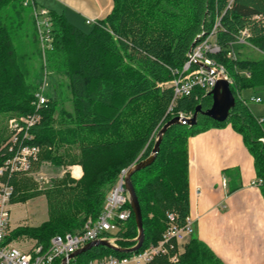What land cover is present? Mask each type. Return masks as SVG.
<instances>
[{
    "label": "trees",
    "instance_id": "16d2710c",
    "mask_svg": "<svg viewBox=\"0 0 264 264\" xmlns=\"http://www.w3.org/2000/svg\"><path fill=\"white\" fill-rule=\"evenodd\" d=\"M23 2L0 0V117L8 122L39 114L41 121L31 131L33 139L26 142L41 150L35 169L42 162L55 167L80 166L83 176L76 181L66 175L44 192L37 191L26 176L4 177L14 188L12 205L44 195L48 207L47 222L35 228H17L7 237L8 243L26 236L47 249L54 236L80 232L88 219L100 217L122 171L151 155L167 122L181 114L194 116L198 106L203 111L211 108L212 97L205 90L196 88L173 102L174 88L167 86L179 77L194 49L214 31L222 51L212 57L226 69L236 106L224 123L200 114L194 126H172L155 162L132 176L145 229L142 251L162 240L168 213H174L181 225L190 215L191 137L231 124L244 137L259 178L264 180V116H255L249 103L240 99L243 91L264 89V58L240 60L239 50L234 49L247 30V44L238 46H250L264 55V0H112L111 13L89 25L88 32L65 16L51 13L53 43L47 53L48 66H43L49 67L52 75L47 104L40 110L35 102L44 75L30 80L26 58L14 41L23 32V24L14 18L15 12L20 18L18 7L26 8ZM34 30L35 57L42 74L36 26ZM230 52L236 58H229ZM10 137V132L0 136V167L10 156ZM127 208L132 210L130 204ZM137 236L132 212L114 236L116 245L132 248ZM109 256L127 258L132 254L95 247L76 263L89 264ZM150 264L172 263L160 256ZM179 264L224 263L192 236Z\"/></svg>",
    "mask_w": 264,
    "mask_h": 264
},
{
    "label": "built area",
    "instance_id": "2783aa9c",
    "mask_svg": "<svg viewBox=\"0 0 264 264\" xmlns=\"http://www.w3.org/2000/svg\"><path fill=\"white\" fill-rule=\"evenodd\" d=\"M23 6L33 12L39 45L43 59L46 60V55L52 49L53 43V23L50 13L39 8L33 0H24ZM86 23L87 25H94L96 21L89 19ZM213 36H215V31L194 49L189 55L183 71L172 83L171 86L174 88L173 102L191 95L196 88L210 93L221 78L229 81L225 69L210 58V55L219 54L222 51L219 44L212 41ZM249 37V32L243 31L238 43L247 44ZM228 57L236 58V55L234 52H230ZM48 78V72H45L43 83L36 94L35 105L37 110L47 104ZM240 99L248 104V101L244 100L242 96ZM251 101L261 103L260 98H252ZM179 116L188 118L183 114ZM40 121L39 114L16 117L9 121L8 129L11 137L7 146L10 156L0 167V264H77V258H71V256L91 242L108 240L116 245L115 234L122 225L126 224L133 212L127 208L130 204L126 187L128 169L122 171L115 186L108 194L100 217L97 220L88 219L80 232L54 236L47 249L34 240H31V245H27L25 248L17 246L13 242L8 243L14 188L9 183L4 182V177H27L35 170V166L40 162L41 150L39 147L27 145L26 142L28 143L33 139L31 131ZM261 141L264 142V139ZM76 167L70 169L74 176ZM263 185V179H257L253 182V186L256 187ZM193 233V222L190 217L186 219L185 224L181 225L174 213H168L167 230L157 245L150 246L143 251L141 249V252L134 253L131 257L109 256L89 264H150L160 256L167 257L172 264H179L182 255L181 249Z\"/></svg>",
    "mask_w": 264,
    "mask_h": 264
},
{
    "label": "crops",
    "instance_id": "0c3cea01",
    "mask_svg": "<svg viewBox=\"0 0 264 264\" xmlns=\"http://www.w3.org/2000/svg\"><path fill=\"white\" fill-rule=\"evenodd\" d=\"M33 1L79 29L113 9L112 0ZM188 154L192 236L224 264H264V186H253L260 178L244 137L231 124L212 128L189 139Z\"/></svg>",
    "mask_w": 264,
    "mask_h": 264
},
{
    "label": "rangeland",
    "instance_id": "374dc122",
    "mask_svg": "<svg viewBox=\"0 0 264 264\" xmlns=\"http://www.w3.org/2000/svg\"><path fill=\"white\" fill-rule=\"evenodd\" d=\"M21 12L20 18L18 17L17 12L14 13V18L16 21L21 22L23 24V32L19 34L17 39H14L15 44L17 45L18 51L21 55L25 56L26 60V66L29 70V77L30 80L35 78L37 75H45V72H48L49 78H48V92H50V81H51V72L49 70V67L44 69L43 65L48 66V60H49V55H46V60H41L42 63V74L40 72L39 64L40 61L35 57V17L33 15V12L29 8H19L16 9ZM82 30L85 32L90 31L92 28L91 26L88 25H82L81 26ZM37 32V31H36ZM38 37V34H37ZM213 42H216V37L213 36L212 38ZM239 45V44H238ZM236 45L234 47L235 51L239 50L237 52V57L240 60H250V61H260L264 58V55L256 50L255 48H252L250 46H244L240 47ZM240 47V48H238ZM218 54H212L210 55V58L214 60L219 66H222L224 69L225 67L218 63L217 60H215L212 56H215ZM226 71V69H225ZM63 81V80H62ZM171 85H168L167 87H170ZM65 87V86H64ZM64 89V88H62ZM65 92V93H64ZM63 93L67 95L66 89L63 90ZM63 94V95H64ZM241 96L244 100L248 101L249 107L251 111L254 113L255 116H259L264 114V89H256V90H248V91H243L241 93ZM252 98H260L261 103H255L252 102ZM188 118H191L192 116H187ZM9 121L4 120V118L0 117V136L6 137L9 134ZM7 143V142H6ZM3 144L1 148H3L5 145ZM71 167L74 166H68V167H55L49 162H42L38 168H36L33 173L30 176H27L29 180L34 184V188L37 191L44 192L47 189L51 188L53 183L56 180H61L63 179L66 175H69L72 179L78 181L82 178L83 176V170L81 168V177H75L74 175L71 174ZM80 167V166H78ZM48 220V207H47V199L44 195L35 198L33 200H30L29 202L25 204H17L13 205L11 208V226H10V233L16 230L17 228H24V227H39L43 223L47 222ZM138 231V230H137ZM138 237V236H137ZM137 239V238H136ZM135 239V240H136ZM31 240L29 237L23 236L18 238L15 243V245L20 246L22 248L27 247V245H31ZM191 238L186 241L185 244H187ZM184 244V246H185ZM184 246L181 249V253L184 252Z\"/></svg>",
    "mask_w": 264,
    "mask_h": 264
},
{
    "label": "water",
    "instance_id": "95a60500",
    "mask_svg": "<svg viewBox=\"0 0 264 264\" xmlns=\"http://www.w3.org/2000/svg\"><path fill=\"white\" fill-rule=\"evenodd\" d=\"M209 95L212 97L211 108H209L207 111H203L202 107L198 106L196 108V112L194 116H192L191 118H182L180 116H177L171 119L159 131L158 140L155 144V147L151 155L147 159L143 161H139L138 163H136L134 166H132L128 170V174L126 177V187L128 190L129 201H130V205H131L134 217H135V222H136L137 230H138V237L135 240L136 245L129 249H121L108 240H97V241L89 243L82 249L78 250L75 254L71 256V258H78L79 256L85 254L86 252L91 251L95 247H105V248L113 249L119 252H123L125 254H134V253L139 252L143 248L144 243H145V229H144V223H143V215H142V210H141L138 196L136 194L134 185L132 183V176L136 172H139L151 166L155 162L157 155L160 152V146H161L163 137L166 135L167 131L172 126H175V125L194 126L197 123V119L200 114L218 123H224L229 120L231 112L236 106V98L231 90L230 82L225 78L219 79L217 81L215 88L209 93Z\"/></svg>",
    "mask_w": 264,
    "mask_h": 264
},
{
    "label": "bare ground",
    "instance_id": "6f19581e",
    "mask_svg": "<svg viewBox=\"0 0 264 264\" xmlns=\"http://www.w3.org/2000/svg\"><path fill=\"white\" fill-rule=\"evenodd\" d=\"M81 173H82V171H81V168L80 167H76L75 168V176L76 177H80L81 176Z\"/></svg>",
    "mask_w": 264,
    "mask_h": 264
}]
</instances>
